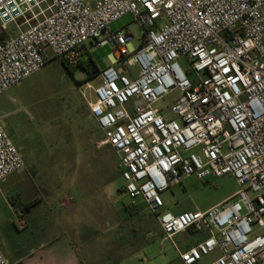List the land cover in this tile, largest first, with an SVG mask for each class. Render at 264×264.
Listing matches in <instances>:
<instances>
[{
	"label": "built area",
	"instance_id": "built-area-1",
	"mask_svg": "<svg viewBox=\"0 0 264 264\" xmlns=\"http://www.w3.org/2000/svg\"><path fill=\"white\" fill-rule=\"evenodd\" d=\"M127 15L144 30L138 48L112 28ZM88 41L113 50L89 110L132 204H146L166 238L209 234L180 252L183 264L217 252L208 264H264V0H0V96L52 57L77 67ZM24 167L0 118V184ZM227 175L238 190L221 204L164 210L173 185ZM0 264H12L1 247Z\"/></svg>",
	"mask_w": 264,
	"mask_h": 264
},
{
	"label": "rangeland",
	"instance_id": "rangeland-1",
	"mask_svg": "<svg viewBox=\"0 0 264 264\" xmlns=\"http://www.w3.org/2000/svg\"><path fill=\"white\" fill-rule=\"evenodd\" d=\"M112 28L131 32L132 46L139 47L144 30L132 15L114 22ZM86 47L88 55L80 67L66 66L52 57L41 71L11 88L8 94L19 101L11 107V115L3 120L11 139L21 148L18 149L25 167L0 184V201L13 205L12 211L6 210L3 218L0 217V247L10 258L25 257L52 224L51 208L57 209L59 202L73 196L71 207H79L81 223L107 219L111 226L121 223L113 234L133 236V229H137L144 238L150 237L140 249L149 262L177 258V239L165 237L155 213L143 202L138 205L142 204L140 210L144 215H134V208L130 210L132 216L123 215V206L129 207L132 202L123 192L125 182L120 176L117 152L110 146L98 149L96 145L82 150L81 145L87 146L88 138L98 134L97 127L88 118L89 102L95 100L99 72L110 65L113 53L110 46L98 48L90 41ZM180 61L185 69L191 68L186 58ZM83 63L92 72L91 79ZM8 95L1 96L0 103ZM179 95L175 91L156 106L170 107ZM82 154L86 155V161H80L81 157L77 162L65 163ZM237 190V182L231 175L207 180L192 176L163 193L164 210L174 214L186 209L205 211L226 201ZM26 204L35 205V209L24 217L21 212Z\"/></svg>",
	"mask_w": 264,
	"mask_h": 264
},
{
	"label": "crops",
	"instance_id": "crops-1",
	"mask_svg": "<svg viewBox=\"0 0 264 264\" xmlns=\"http://www.w3.org/2000/svg\"><path fill=\"white\" fill-rule=\"evenodd\" d=\"M10 90L8 93L6 92L7 95L10 94ZM8 97L9 98H7L6 101L0 103V118L5 127L6 123L3 120L4 117L6 118L11 115V107L13 104H18L19 101L16 96L8 95ZM88 115L89 120L97 127L98 134L96 137L88 138L87 146L85 143L81 145L83 151H87L88 146L95 147L96 142L102 140L104 137V133L98 123L91 118L90 110ZM85 158L86 155L82 154L79 158L65 163H70L72 161L77 162L79 160L86 161ZM33 169L35 171L36 168ZM64 198L65 196L58 200L61 201ZM61 203L59 202L57 209L51 208L50 217L52 218V224L49 225L47 233L42 240L25 257L10 258L4 253L12 264H183L180 258V252L189 250L191 247L197 245L209 236L207 232H197L190 229L184 234L177 235L174 238L177 239L175 242V246L178 249L177 258H163L161 261L149 262V259L143 258L140 249L147 244L150 237L147 239L144 238L137 229H133V236L113 234L114 231L119 230L117 227L122 225L119 223L117 226H111V221L108 219L105 221L85 220V223H81L78 212L79 207H71L73 203H68L67 206H62ZM6 204L0 201L1 218L5 215L6 210L12 211V202L11 204ZM141 205L142 204H131L129 207L123 206V215L132 216L130 210L133 208L136 210L134 215H142L143 212L140 210ZM144 205L147 207L146 204ZM34 209L35 205L26 204L24 208H22L21 216L25 217L30 215ZM183 211H177L176 214ZM17 215L20 214L18 213ZM23 224L24 226H27L25 221ZM213 255L209 257H212ZM218 256L219 255L213 256L211 259L206 257L201 264H208ZM145 260L146 263H143Z\"/></svg>",
	"mask_w": 264,
	"mask_h": 264
},
{
	"label": "trees",
	"instance_id": "trees-1",
	"mask_svg": "<svg viewBox=\"0 0 264 264\" xmlns=\"http://www.w3.org/2000/svg\"><path fill=\"white\" fill-rule=\"evenodd\" d=\"M86 55H88V53H86ZM81 64H82V62L77 66V67H80L81 66ZM64 65H66V66H68L67 64H65L64 63ZM83 66L85 67V68H87L88 69V67H86V65H84V63H83ZM96 70H98L97 68H95V71ZM88 71H89V79H91L92 77H93V74H92V72H90V70L88 69Z\"/></svg>",
	"mask_w": 264,
	"mask_h": 264
}]
</instances>
